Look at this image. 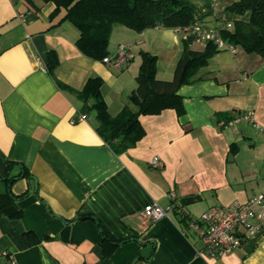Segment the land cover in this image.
Masks as SVG:
<instances>
[{"label": "crops", "instance_id": "1", "mask_svg": "<svg viewBox=\"0 0 264 264\" xmlns=\"http://www.w3.org/2000/svg\"><path fill=\"white\" fill-rule=\"evenodd\" d=\"M185 1L201 24L237 18L227 9L237 0ZM55 9L44 0H0V193L10 188L13 199L0 210V264H264V227L215 257L188 226L212 206L264 191V57L220 49L200 80L179 89L184 115H141L144 138L121 154L96 131L92 99L77 92L99 76L109 110L121 113L138 84L141 52L157 55V78L171 80L186 33L114 23L110 55L120 44L135 54L118 68L87 56L79 29ZM50 50L59 57L55 77ZM153 203L175 210L152 219L143 210ZM104 239L115 244L110 256Z\"/></svg>", "mask_w": 264, "mask_h": 264}, {"label": "trees", "instance_id": "2", "mask_svg": "<svg viewBox=\"0 0 264 264\" xmlns=\"http://www.w3.org/2000/svg\"><path fill=\"white\" fill-rule=\"evenodd\" d=\"M56 3L52 15L63 8L65 17L79 29L80 36L77 46L94 59H103L110 55L109 43L113 24H122L131 30L143 31L149 28L164 27L168 29L193 25L199 21L196 7L185 0H44ZM228 12L237 18L231 22L232 28L222 29V35L228 44L242 48L249 54L264 57V0H237L229 5ZM197 39L188 36L183 43L174 77L171 80L157 78V55L142 51V64L136 76L138 82L130 94L131 105L122 112L112 114L102 93L103 79L99 76L89 78L87 85L77 92L79 98L92 99L91 111H96L94 125L98 134L104 138L113 151L123 154L126 150L136 147L144 138L145 128L141 115H156L167 109H175L182 116L185 113L184 98L179 89L200 80L198 73L208 66L210 59L219 52L213 41L206 43L200 51L192 47ZM47 69L55 77L59 65V57L54 50L48 53ZM62 85V84H61ZM64 89L67 85H62ZM234 148V145L232 146ZM237 150V147L232 150ZM25 177L29 172H24ZM9 187L13 180L5 179ZM10 190V188H9ZM9 190L0 193V210L13 199ZM186 220V219H185ZM28 238V235H26ZM29 239V238H28ZM105 254L110 256L115 244L104 239Z\"/></svg>", "mask_w": 264, "mask_h": 264}, {"label": "built area", "instance_id": "3", "mask_svg": "<svg viewBox=\"0 0 264 264\" xmlns=\"http://www.w3.org/2000/svg\"><path fill=\"white\" fill-rule=\"evenodd\" d=\"M234 23L229 21L224 26L216 27L201 24L199 21L180 27L186 33V38L192 36L197 40L207 43L213 41L219 49H228L237 53V47L228 44L222 35V29L232 28ZM135 54L131 52L129 45L120 44L114 55L103 58L104 63H110L118 68L133 60ZM83 117H80V121ZM153 164L157 167H164L163 161L156 157ZM171 197L175 198L176 192ZM175 210V205L168 207L160 206L157 203L147 205L143 213L152 219L167 218L170 212ZM188 226L203 242L204 253L208 256H224L237 250L243 242L251 235L264 227V191L251 197L249 201L232 202L227 205L212 206L207 212H203L197 219L191 218Z\"/></svg>", "mask_w": 264, "mask_h": 264}, {"label": "rangeland", "instance_id": "4", "mask_svg": "<svg viewBox=\"0 0 264 264\" xmlns=\"http://www.w3.org/2000/svg\"><path fill=\"white\" fill-rule=\"evenodd\" d=\"M232 14V13H231ZM232 15H234V16H236L235 14H232ZM110 46V45H109ZM110 48H111V46H110Z\"/></svg>", "mask_w": 264, "mask_h": 264}]
</instances>
